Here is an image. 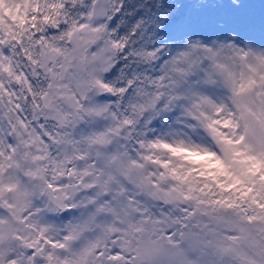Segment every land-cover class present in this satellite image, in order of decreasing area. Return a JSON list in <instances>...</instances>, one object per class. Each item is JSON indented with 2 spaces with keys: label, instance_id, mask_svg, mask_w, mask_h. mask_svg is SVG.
<instances>
[{
  "label": "snow or ice",
  "instance_id": "6c2138e0",
  "mask_svg": "<svg viewBox=\"0 0 264 264\" xmlns=\"http://www.w3.org/2000/svg\"><path fill=\"white\" fill-rule=\"evenodd\" d=\"M0 264H264V0H0Z\"/></svg>",
  "mask_w": 264,
  "mask_h": 264
}]
</instances>
